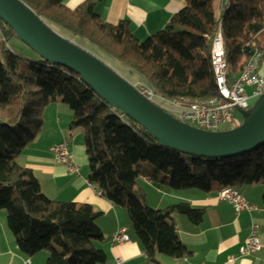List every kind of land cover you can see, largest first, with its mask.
Segmentation results:
<instances>
[{"label":"trees","instance_id":"obj_1","mask_svg":"<svg viewBox=\"0 0 264 264\" xmlns=\"http://www.w3.org/2000/svg\"><path fill=\"white\" fill-rule=\"evenodd\" d=\"M22 1L62 35L110 57L128 81L167 99L216 94L210 50L218 24L230 78L238 76L255 49L262 52L260 73L264 64V0H226L221 11L214 0H183L184 6L164 27L143 40L133 36L129 21L101 19L95 12L101 0H84L74 8L63 0ZM10 34L0 19V211L21 252L32 256L46 251L44 264H98L106 259L96 245L103 239L97 224L101 212L87 203L49 198L32 169L17 162L41 133L43 113L51 103L69 106V129H82L88 180L103 198L126 208L148 262L158 253L187 256L190 251L177 235L174 215L197 224L204 208L187 201L154 208L139 177L157 188L203 192L213 182L238 190L260 180L264 184V141L241 153L211 158L161 146L141 125L100 99L73 70L38 55L30 60L14 53L6 45Z\"/></svg>","mask_w":264,"mask_h":264},{"label":"crops","instance_id":"obj_2","mask_svg":"<svg viewBox=\"0 0 264 264\" xmlns=\"http://www.w3.org/2000/svg\"><path fill=\"white\" fill-rule=\"evenodd\" d=\"M63 1L69 8H74L84 0ZM214 3L221 11L227 1L214 0ZM183 6V0H101L95 6V12L110 23L129 21L133 36L143 40L162 29ZM261 73L264 74V64ZM47 109L51 112L50 115H43L41 133L16 159L19 164L32 169L41 190L49 198L87 203L101 212L97 224L103 239L96 245L105 252L106 259L98 264H264V184L261 180L239 190L256 208L236 212L231 203L218 198V190L222 186L219 182H213L211 189L203 192L197 189L157 188L146 178L139 177L138 184L145 191L147 202L154 208H163L179 201H187L195 208H204L203 218L197 224L191 223L185 215H174L177 235L190 251L187 256L176 258L158 253L154 262H148L126 208L103 198L89 184L82 129H69L71 114L68 111L63 113L59 102L49 104L44 114H47ZM65 139L79 168L78 173L70 172L66 164L57 162L50 151L51 145ZM254 223L261 248L241 255L239 248ZM120 227L126 228L128 240L118 244L112 241V236ZM46 256V251L32 256L21 252L7 225L5 212L0 211V264H22L27 257L31 264H44Z\"/></svg>","mask_w":264,"mask_h":264},{"label":"water","instance_id":"obj_3","mask_svg":"<svg viewBox=\"0 0 264 264\" xmlns=\"http://www.w3.org/2000/svg\"><path fill=\"white\" fill-rule=\"evenodd\" d=\"M0 19L13 36L42 59L68 67L108 105L141 125L158 144L195 156L223 157L241 153L264 141V92L242 121L222 130L187 124L147 98L100 57L59 33L22 0H0Z\"/></svg>","mask_w":264,"mask_h":264},{"label":"built area","instance_id":"obj_4","mask_svg":"<svg viewBox=\"0 0 264 264\" xmlns=\"http://www.w3.org/2000/svg\"><path fill=\"white\" fill-rule=\"evenodd\" d=\"M262 52L256 50L247 59L244 68L236 77H229L228 64L224 39L220 25L218 24L212 36L210 50V65L213 72L216 94L202 98L181 97L178 99H167L146 86H137V89L147 98L160 105L179 120L207 130H222L223 127L234 124L235 114L238 108L248 109L251 97H259L264 92V75L259 72V63ZM251 89V93L247 92ZM121 115V114H120ZM50 151L57 162L66 164L70 172L78 173L73 154L69 149L68 140L54 143ZM96 188V185L89 183ZM97 189V188H96ZM97 193L100 191L97 189ZM218 198L226 200L233 206L236 212L256 208L236 188L224 185L218 190ZM257 225L251 226V231L239 248L241 255L249 254L261 248V241L256 234ZM128 240L126 228H118L112 236L114 243L121 244ZM23 264H31L30 258H25Z\"/></svg>","mask_w":264,"mask_h":264},{"label":"rangeland","instance_id":"obj_5","mask_svg":"<svg viewBox=\"0 0 264 264\" xmlns=\"http://www.w3.org/2000/svg\"><path fill=\"white\" fill-rule=\"evenodd\" d=\"M63 34L65 36H68L69 38H71L75 42L81 44L82 46H85V47L91 49L92 51L97 52L96 53L97 55H99L101 58H103L107 64H110V66H112V68L113 67L116 68L118 70V72H119V69L117 67L119 65L115 61H113L110 57H108L105 54L100 53V52L92 49L88 44H86L85 42L79 40L76 37H72L70 34H67L65 32H63ZM6 45H7V47L10 50H12L14 53H16L17 55H19V56H21L23 58L30 59V60L37 59V54L32 49H30L26 44H24L22 41H20L19 39L15 38L13 36H10L9 38H7ZM140 85L145 86L144 84H141V83L138 84L137 83V86H140ZM246 90H247L248 93H251V89L250 88H247ZM257 99H258V97H251L250 100H249L250 106H252ZM59 103H60V107H62L63 113H65V111L67 113V111H68L69 114H72V112H71V110H70V108H69V106L67 104H64V103H61V102H59ZM49 107H48V109H50ZM48 109L46 110L47 114L43 113V115H50L51 110H48ZM235 116L236 117H235L234 124L229 125V126H225L222 129L233 127L234 125H236V124H238V123H240L242 121V116L239 114V112H236ZM23 263H24V261H22V264Z\"/></svg>","mask_w":264,"mask_h":264}]
</instances>
